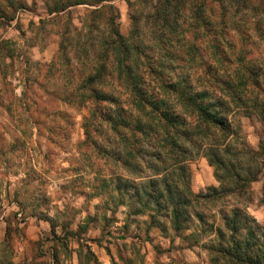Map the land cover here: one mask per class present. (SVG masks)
<instances>
[{"label":"clouds","instance_id":"1","mask_svg":"<svg viewBox=\"0 0 264 264\" xmlns=\"http://www.w3.org/2000/svg\"><path fill=\"white\" fill-rule=\"evenodd\" d=\"M0 264H264V0H0Z\"/></svg>","mask_w":264,"mask_h":264}]
</instances>
